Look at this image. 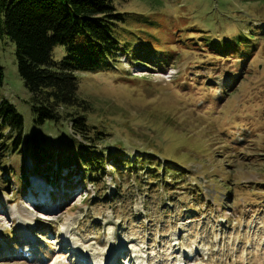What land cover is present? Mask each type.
<instances>
[{"label":"rangeland","instance_id":"rangeland-1","mask_svg":"<svg viewBox=\"0 0 264 264\" xmlns=\"http://www.w3.org/2000/svg\"><path fill=\"white\" fill-rule=\"evenodd\" d=\"M113 1L125 14L121 42L130 50L156 47L171 60L162 68L154 58L135 64L120 54L78 73V93L93 107L88 123L101 137L96 148L129 166L143 157L171 164L178 184H164L170 172L161 182V166L155 177L144 169L120 176L107 164L96 182L71 172L72 184L63 187L55 162L45 172L57 177L51 183L28 153L12 155L10 166L25 168L28 186L17 194L13 184L0 187V264H81L77 254L106 264L118 251V264H264V0ZM241 29L259 34L245 61L228 53L209 58L200 39L220 41ZM13 51L2 37L0 97L23 116L24 139L35 136L53 150L79 139L68 119L34 122ZM214 64L217 70L201 69ZM231 75L235 84L224 92ZM223 177L227 187L215 181ZM20 229L35 241L19 240Z\"/></svg>","mask_w":264,"mask_h":264},{"label":"trees","instance_id":"trees-1","mask_svg":"<svg viewBox=\"0 0 264 264\" xmlns=\"http://www.w3.org/2000/svg\"><path fill=\"white\" fill-rule=\"evenodd\" d=\"M125 22L124 12L117 11L113 0H0V39L6 37L14 44L16 71L29 92L31 108L35 113L34 122L42 125L47 121L59 123L68 119L72 132L80 136L55 150L54 147L48 148L43 140H35V136L25 140L23 116L14 104L0 97L1 191L7 192L13 184L16 189H11V192L17 194L28 186L25 168L20 167L17 171L9 161L12 155L25 152L35 172L43 174L49 182L57 179L45 175L55 162L58 174L62 175L63 187L64 184H72L71 172L77 173L81 181L96 182L106 173L107 164H111L112 171L120 176L124 172L131 175V170L137 174L141 169L147 170L152 177L158 175L157 170L161 166L159 159L143 157L137 162L139 167L136 161L129 166L126 157H111L96 148V141L101 139L97 136L99 130L91 131L95 126H90L87 118L93 107L89 100L78 93V73L95 72L107 63L118 61L120 54L135 64L144 61L152 64L155 61L157 66L163 68L170 62L171 57L165 63L158 56L156 47L128 49L127 44L119 38L120 31L126 27ZM213 38L200 39L212 56L209 58L221 59L228 53L230 59L237 57L245 61L255 48L259 34L241 29L220 41ZM57 48L62 49L61 57L56 56ZM152 58L154 61H151ZM228 60L227 57L224 59ZM217 68V64L210 68L201 67L211 71ZM231 79L237 78L228 76L222 87L224 92L234 86L235 82L231 84ZM3 82L4 68L0 63V86ZM173 163L177 164L176 161ZM161 168L162 171L165 169L162 179L166 173H172L169 183L164 179L161 182H165L167 187L178 184L177 176H181V173L175 167L166 164ZM63 171L66 172L63 174ZM174 173L177 176H173ZM10 176H13L12 179ZM123 178L119 177L118 187ZM215 181L227 187L226 177L216 178Z\"/></svg>","mask_w":264,"mask_h":264},{"label":"bare ground","instance_id":"bare-ground-1","mask_svg":"<svg viewBox=\"0 0 264 264\" xmlns=\"http://www.w3.org/2000/svg\"><path fill=\"white\" fill-rule=\"evenodd\" d=\"M55 215V214H54ZM42 216V215H41ZM52 221H54L55 219L54 218H52L51 219ZM57 220V219H56ZM55 220V221H56ZM21 230H23V229H20V230H18V232H17V234H16V236H17V238L19 239V240H24V239H28L27 241L28 242H31V243H33L35 240H34V238H32L31 237V232H28V233H23ZM26 237V238H25ZM107 253V252H106ZM105 253V257H104V260H106V258H107V254ZM77 255H79V257L76 259V261L78 262V261H80L81 262V264H87L86 262H84V261H86V260H82V259H85V257H83L81 254H77ZM119 255H120V251H118V252H116V253H114V254H110L109 256H108V258H107V260L105 261L106 262V264H118V257H119ZM82 258H81V257ZM128 258H132V257H128ZM80 262H78V263H80ZM89 264H91L90 262H89ZM141 264H144V263H141Z\"/></svg>","mask_w":264,"mask_h":264}]
</instances>
